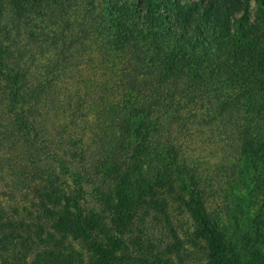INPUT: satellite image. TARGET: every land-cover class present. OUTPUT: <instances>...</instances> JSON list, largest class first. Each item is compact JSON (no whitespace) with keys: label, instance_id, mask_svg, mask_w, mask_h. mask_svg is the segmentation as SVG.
I'll list each match as a JSON object with an SVG mask.
<instances>
[{"label":"trees","instance_id":"16d2710c","mask_svg":"<svg viewBox=\"0 0 264 264\" xmlns=\"http://www.w3.org/2000/svg\"><path fill=\"white\" fill-rule=\"evenodd\" d=\"M0 181V264H264V0H0Z\"/></svg>","mask_w":264,"mask_h":264},{"label":"rangeland","instance_id":"374dc122","mask_svg":"<svg viewBox=\"0 0 264 264\" xmlns=\"http://www.w3.org/2000/svg\"><path fill=\"white\" fill-rule=\"evenodd\" d=\"M170 91H173V93L176 92L173 88V85L171 86ZM203 102H204L203 98H200V100L197 101L196 107L194 105L190 106L192 108V111L196 115L197 120L200 119L201 117H203V112L201 109L203 106ZM186 111L187 110H184L182 112L183 115L187 114V116H189L190 112L187 113L188 111L187 112ZM121 127H122V123H121ZM196 132L197 131H195V129L191 130V132L187 133L185 137H181L180 142H179L180 146L182 144H184L181 146V149L184 152V156L189 160L188 161L189 164L194 166V163L199 162L200 164H202V168L206 169L211 163L216 164V163L220 162L221 159L225 157L224 156L225 152L223 150L226 149V148L221 147L223 142H221V140L219 139V137H220L219 134H222L223 130L222 131L220 129L217 130V136H216L217 140L216 141L219 144H208L207 142H205V139L207 140V138H208L207 134L203 135V139H202L203 144H201V145L195 144L194 140L196 139V141H198V133H196ZM192 140H193V142H192ZM222 141H223V137H222ZM171 143H173V142H171ZM148 144L151 146H154V142H152L151 140L148 142ZM227 156L229 157V155H227ZM199 176L202 178L203 177L207 178V175H199ZM60 177H62L63 182L64 181H68L69 183L71 182L69 177H65L64 175H60ZM168 185L169 186L166 187V191L167 192L170 191V194H171V195L167 196V198L169 199L168 201L170 203V212L172 215V219H173L175 226L178 227L179 230L182 231L181 233L183 234L184 230L186 231V230L190 229V227L192 225L191 218L184 211L183 207L180 205L181 203L178 204V203H175L173 201V189H175V188H173V184H168ZM176 185H178V184H176ZM180 185L186 186L185 183H180ZM180 187H182L183 191H188L183 186H180ZM224 189L229 190V187H227L225 185ZM13 193H15V195H17V196L15 197ZM32 194H34L33 191H32ZM212 201L213 200H211L209 203H212ZM1 203H2V206H1ZM221 204H222L221 198L217 202L213 201V206L221 205ZM2 207L10 217H13V218L15 217V219H16V221H18V223H21V222L27 223L25 228H20V230H18V231L16 230L15 236H17L18 238H22V239H29L28 244L31 248H34V247L37 248V246H40L41 240L39 238V233H40L39 228L34 227L33 224H31V222L28 221V219H27L28 214L25 211V208L31 207L30 203L22 202L19 194L8 183L0 181V209ZM152 227H153V225H152ZM164 227L165 226L162 224V222H160V223L158 222V227L155 230L156 233H158L157 237H159V238L162 237V235L165 231ZM44 238H47V237L45 236ZM58 241L63 243V240H61V239H59V237H57L56 243L53 244L52 246H56ZM51 242L54 243L55 241L51 240ZM64 243H65V245L70 244V242L68 240L64 241ZM190 261L191 262H189V263L193 264L194 260L191 259Z\"/></svg>","mask_w":264,"mask_h":264}]
</instances>
